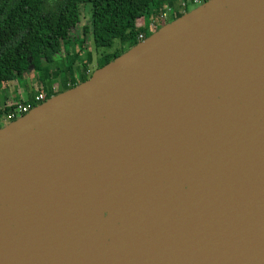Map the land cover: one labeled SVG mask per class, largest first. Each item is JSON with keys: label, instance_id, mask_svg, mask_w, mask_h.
Returning a JSON list of instances; mask_svg holds the SVG:
<instances>
[{"label": "water", "instance_id": "1", "mask_svg": "<svg viewBox=\"0 0 264 264\" xmlns=\"http://www.w3.org/2000/svg\"><path fill=\"white\" fill-rule=\"evenodd\" d=\"M0 264H264V0H209L0 130Z\"/></svg>", "mask_w": 264, "mask_h": 264}, {"label": "trees", "instance_id": "2", "mask_svg": "<svg viewBox=\"0 0 264 264\" xmlns=\"http://www.w3.org/2000/svg\"><path fill=\"white\" fill-rule=\"evenodd\" d=\"M193 5L197 6L195 1ZM174 6L175 0H0V87L20 82L33 72L41 86L38 93H46L48 100L89 80L93 73L88 66L82 65L78 73L74 70L80 54L71 61L72 32L83 10H88L90 22L83 28L80 50L87 36L97 48H112L116 40L120 42L118 50L99 60L100 69L140 43V36L146 39L154 33L145 24L147 19L158 31L189 12L184 4L183 12L175 10L165 21H159L164 9ZM63 54L66 69L61 70L57 62ZM58 80L60 91L53 86ZM35 94L30 89L28 101L17 100L0 108V119L24 103L36 107Z\"/></svg>", "mask_w": 264, "mask_h": 264}, {"label": "rangeland", "instance_id": "3", "mask_svg": "<svg viewBox=\"0 0 264 264\" xmlns=\"http://www.w3.org/2000/svg\"><path fill=\"white\" fill-rule=\"evenodd\" d=\"M195 0H175V8L173 9V12L175 10H181V12H183L184 7L183 5H188L189 7V12H192L193 10L199 8V5H202L205 2H208L209 0H197L196 4L197 6L193 5L192 6V2ZM199 6V7H198ZM168 7H166L165 11L168 13ZM188 12V13H189ZM168 15H170V12L168 13ZM90 22V16H89V12L88 10H83L82 11V15L80 18V22L77 26V28H75L74 32H72V59L73 60L75 54L79 53L80 56L77 58L76 63L74 65V70L76 73H78L77 71L79 69L82 68V65H86L88 66V69L90 71V73H94L97 70V64L99 62V60L106 55H109L110 53L115 52L116 50H118L120 48V42L118 40H116L112 46V48H97L95 47L92 37L91 36H87L85 39V43L82 47V49L80 50L79 46L81 44V40L83 39V28L87 25H89ZM150 21L147 19V21L145 22V24L148 26H150ZM156 28L153 32H156ZM64 54L62 55V58L58 60V67L61 70L66 69V64H65V58H64ZM73 62V61H72ZM67 65H70V62H67ZM56 66V65H55ZM53 66V67H55ZM33 73V72H32ZM29 74L26 75V79L20 81V86L22 85V88L24 89V87L29 83V81H31L33 83L32 85V90L34 91V93H36L35 95L38 94L41 86L40 84H38V82H36V78L34 76V74ZM61 76H64V74H61ZM60 80H58L57 83L59 84H53V86L57 87V91H58V87H59V91H60V85L61 83L59 82ZM18 81H14L12 82L10 85L8 84H4L3 86L0 87V108H4L6 104H9L13 101L19 100L20 95H18L17 90L19 89V85H18ZM62 88V87H61ZM43 91V90H41ZM23 95H25L24 91L21 92ZM44 93V92H43ZM26 96V95H25ZM17 97V98H16ZM29 98V97H28ZM16 99V100H15ZM17 119H19L18 117L14 120L16 121ZM12 121V122H14ZM11 123V122H9ZM8 123V124H9ZM7 125V123L4 122V117L0 119V130H2L5 126Z\"/></svg>", "mask_w": 264, "mask_h": 264}, {"label": "built area", "instance_id": "4", "mask_svg": "<svg viewBox=\"0 0 264 264\" xmlns=\"http://www.w3.org/2000/svg\"><path fill=\"white\" fill-rule=\"evenodd\" d=\"M197 0H195V3H196ZM184 6V5H183ZM168 10V13L170 12V14L173 13V9L172 8H167ZM166 9H164V12L162 14H160L159 16V21H165L169 15L168 13L165 11ZM155 23H152L150 25V29L151 31H154L155 30ZM139 40L142 41L144 40V37L143 36H140L139 37ZM47 100V94L46 93H38L35 97V104L36 106L44 103L45 101ZM34 108V105L30 102H27V103H24L22 105H19L12 114L8 115L5 117L4 119V122L5 123H9V122H12L14 121L17 117L18 118H21L23 116H25L26 114H28L32 109Z\"/></svg>", "mask_w": 264, "mask_h": 264}, {"label": "crops", "instance_id": "5", "mask_svg": "<svg viewBox=\"0 0 264 264\" xmlns=\"http://www.w3.org/2000/svg\"><path fill=\"white\" fill-rule=\"evenodd\" d=\"M32 81V80H31ZM31 81H29V83L24 87V89L22 88V85L20 86V82L18 83V85H19V89L17 90V93H18V95H20V98H19V100H21V101H28V97H29V91H30V89H32V85H33V83L31 82ZM25 92L24 94L26 95H23L21 92ZM17 98V97H16ZM16 100V99H15ZM17 101V100H16ZM13 102H15V101H13Z\"/></svg>", "mask_w": 264, "mask_h": 264}]
</instances>
